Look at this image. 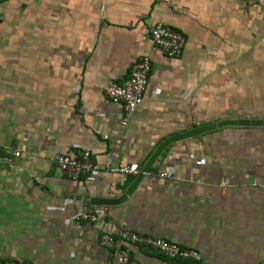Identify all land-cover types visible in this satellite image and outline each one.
I'll list each match as a JSON object with an SVG mask.
<instances>
[{"label":"crops","instance_id":"1","mask_svg":"<svg viewBox=\"0 0 264 264\" xmlns=\"http://www.w3.org/2000/svg\"><path fill=\"white\" fill-rule=\"evenodd\" d=\"M159 22L183 35L180 56L153 47ZM146 54L143 101L123 126L104 87ZM240 119L264 121V0H0V264H116L99 238L124 229L200 253L135 244L131 264L264 263V125L159 149ZM82 150L92 170L74 181L55 158ZM116 153L171 177L109 172ZM82 206L97 220H77Z\"/></svg>","mask_w":264,"mask_h":264},{"label":"built area","instance_id":"2","mask_svg":"<svg viewBox=\"0 0 264 264\" xmlns=\"http://www.w3.org/2000/svg\"><path fill=\"white\" fill-rule=\"evenodd\" d=\"M150 40L154 48L161 51L169 58L180 56L184 47V37L177 30L161 22L154 24L150 29ZM150 55L146 54L131 65L128 78L123 83L111 82L104 87L105 96L112 102L122 106L121 124H127L131 114L143 101L148 84V75L151 70ZM5 147L0 145V150ZM116 165L106 164V170L126 176H136L141 173L145 175L171 177L168 172L156 173L152 171L143 172L137 163H125L116 153L112 155ZM55 163L60 171L69 179L78 181L92 170L91 154L88 150H82L77 155L61 154L55 158ZM223 186L224 183H221ZM77 220L93 222L97 220L96 214L87 206L81 207V212L76 216ZM100 243L108 248H115L116 264H131L130 247L140 244L157 250L170 259L194 260L200 259V253L191 247L180 245L160 237L124 229L117 236L103 233ZM264 264V263H262Z\"/></svg>","mask_w":264,"mask_h":264},{"label":"water","instance_id":"3","mask_svg":"<svg viewBox=\"0 0 264 264\" xmlns=\"http://www.w3.org/2000/svg\"><path fill=\"white\" fill-rule=\"evenodd\" d=\"M226 124H239V125H264V121H260V120H245V119H240L238 121H220V122H216V123H212L210 125H206L203 127H199V128H195L193 130H190L188 132L182 133L180 135H176L174 137H170L165 139V141L160 145L159 149L166 143L171 142V141H175L177 139H181L184 137H188V136H192V135H196L200 132L218 127V126H222V125H226ZM158 152V151H157ZM156 152V153H157ZM156 153L153 155V157L151 158V160H153L154 156L156 155ZM150 160V161H151ZM143 172H146L147 170L144 168L142 169ZM141 175H143L142 173L138 175L137 178H139ZM135 183V181H134ZM128 192V191H127ZM106 200V199H105ZM107 203V202H106Z\"/></svg>","mask_w":264,"mask_h":264}]
</instances>
